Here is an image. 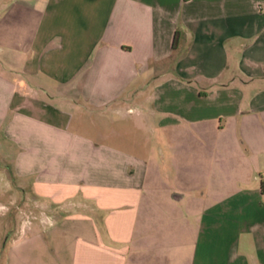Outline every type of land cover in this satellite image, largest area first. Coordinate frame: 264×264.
<instances>
[{"label":"crops","instance_id":"crops-1","mask_svg":"<svg viewBox=\"0 0 264 264\" xmlns=\"http://www.w3.org/2000/svg\"><path fill=\"white\" fill-rule=\"evenodd\" d=\"M10 176L78 207L67 264H264V0H0Z\"/></svg>","mask_w":264,"mask_h":264},{"label":"rangeland","instance_id":"rangeland-1","mask_svg":"<svg viewBox=\"0 0 264 264\" xmlns=\"http://www.w3.org/2000/svg\"><path fill=\"white\" fill-rule=\"evenodd\" d=\"M71 95L74 98V95ZM142 104L144 103L128 101L123 107L135 109ZM120 112L116 115H121ZM75 113L73 112V115ZM91 114L94 115H90L88 119L84 117V119L91 122L92 130L87 133L83 132V135L91 137L94 135L95 122L105 131H109L112 126L116 125L115 122L110 121L115 120L116 116L109 112L107 121L95 113ZM73 118L75 121L78 117L74 115ZM74 123L73 121L71 123V132L79 134L75 133L78 126ZM134 136L139 141L148 137L141 131H135ZM106 137L109 143L110 135L107 134ZM151 138H153L152 141L157 139L155 134H151ZM10 173L9 170L8 174ZM3 184V181H0V264H67L68 256L71 255L69 241H73L77 230L72 228L70 222L64 220V216L72 214L74 210L78 211V207L69 206V202L50 203L38 200L31 196L26 183H23V189L20 192H16V182L11 176L10 181L7 180L5 189H3ZM77 200H71L70 203L77 206ZM31 226L33 229L27 231V228Z\"/></svg>","mask_w":264,"mask_h":264},{"label":"trees","instance_id":"trees-1","mask_svg":"<svg viewBox=\"0 0 264 264\" xmlns=\"http://www.w3.org/2000/svg\"><path fill=\"white\" fill-rule=\"evenodd\" d=\"M259 189H260V192L264 194V181L260 182Z\"/></svg>","mask_w":264,"mask_h":264}]
</instances>
